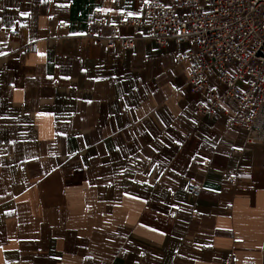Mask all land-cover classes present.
Segmentation results:
<instances>
[{"label":"crops","instance_id":"obj_1","mask_svg":"<svg viewBox=\"0 0 264 264\" xmlns=\"http://www.w3.org/2000/svg\"><path fill=\"white\" fill-rule=\"evenodd\" d=\"M141 2L0 0V264H264V142L226 123L233 102L199 114L185 44L147 26L120 30L131 49L84 36L92 10Z\"/></svg>","mask_w":264,"mask_h":264},{"label":"built area","instance_id":"obj_2","mask_svg":"<svg viewBox=\"0 0 264 264\" xmlns=\"http://www.w3.org/2000/svg\"><path fill=\"white\" fill-rule=\"evenodd\" d=\"M121 0H113L118 4ZM109 17H114L109 22ZM148 27L147 37L158 47L165 48L170 42L185 44L177 53V62L188 65V83L191 91H207V96L198 101L197 111L205 115L220 109L221 100L233 102V112L226 123L244 130L246 144L264 142V0H142L139 14L123 9L92 10L84 36L92 39V45L105 43L112 48L119 42L123 49H131L135 38L121 34L122 29L138 30ZM65 23L58 24V28ZM105 27L109 28L104 34ZM12 39L20 36L18 28L9 31ZM38 50L36 42L23 45L19 55L25 56ZM214 70L224 85L217 93L208 87L207 75ZM177 92L181 90L177 89ZM208 159L199 163L206 168ZM236 174L228 176L231 185L236 184ZM202 184L188 180L185 191L197 198ZM176 211L169 213L175 217ZM231 255L227 264H236Z\"/></svg>","mask_w":264,"mask_h":264}]
</instances>
